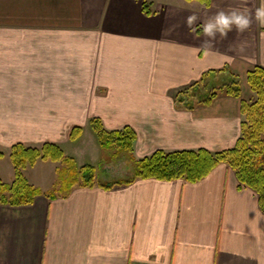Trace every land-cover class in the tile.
<instances>
[{"label":"crops","instance_id":"obj_1","mask_svg":"<svg viewBox=\"0 0 264 264\" xmlns=\"http://www.w3.org/2000/svg\"><path fill=\"white\" fill-rule=\"evenodd\" d=\"M245 5L252 13L247 29L233 26L204 43L210 16ZM257 7L259 0H211L208 7L185 0H0V168L7 184L14 182L13 145L81 147L88 134L95 141L93 119L107 131H134L127 157L133 166L156 151L234 148L241 102L252 98L246 73L264 68ZM193 13L195 31L187 24ZM232 77L240 98L197 105L214 88L205 87ZM197 84L202 88L181 103L185 88ZM74 127L83 129L78 142L69 141ZM95 143L102 159L108 150ZM78 151L71 152L75 160ZM85 160L96 169V186L49 200L51 189L28 181L43 193L34 204L0 207V264H264L258 196L225 164L196 183L136 180L107 191L100 186L127 179H111L118 172L107 165L110 179L100 182L99 162ZM37 167L44 186L58 169L50 161Z\"/></svg>","mask_w":264,"mask_h":264},{"label":"trees","instance_id":"obj_2","mask_svg":"<svg viewBox=\"0 0 264 264\" xmlns=\"http://www.w3.org/2000/svg\"><path fill=\"white\" fill-rule=\"evenodd\" d=\"M187 3L196 2L208 7L211 0H185ZM147 1L142 3V10L147 16L152 15ZM246 83L252 98L242 101L240 111L243 116L241 124V137L236 141L235 147L223 152H209L204 149L198 151H156L149 157L133 161L134 173L127 180L110 182L100 187L105 190L128 186L136 180H158L161 182L183 180L186 183H196L206 178L212 170L219 165H226L234 171L241 186L250 188L258 196L260 210L264 212V68L256 66L246 73ZM203 81V80H202ZM202 86L197 84L185 88L179 101H191L188 91H197ZM241 90L236 77L218 88H213L205 97L196 99L197 105H209L214 99L221 96L240 98ZM190 108V107H189ZM89 128L101 150L113 149L119 152L132 153L136 134L130 127L116 132L107 131L98 119L89 123ZM69 136L70 142H78L83 129L74 127ZM12 167H14V182L7 184L0 180V207H27L34 204L42 191L29 184L24 178L23 171L33 167L37 162H52L57 164L58 184L56 190L45 194L46 198L68 195L73 187L92 188L96 186V169L86 163L82 167L77 165L74 157H67L62 147L47 143L41 147L31 148L22 144L13 145L8 154ZM4 155L0 152V160Z\"/></svg>","mask_w":264,"mask_h":264},{"label":"rangeland","instance_id":"obj_3","mask_svg":"<svg viewBox=\"0 0 264 264\" xmlns=\"http://www.w3.org/2000/svg\"><path fill=\"white\" fill-rule=\"evenodd\" d=\"M221 79H216L214 81V83L209 84V87H205V91L207 92L209 88H217L218 86H220ZM89 135V134H88ZM86 135L83 138V143L82 146L79 147H73V146H68V147H63V151L65 154H67L68 156H72L71 152L74 151V153L78 151L79 154H76L77 159L76 163L77 165H79V167H82L83 165H85V158L86 157H90V161L92 163L94 162H99V164L97 163L96 168H99V171H97V176H98V181L100 182H107L109 181L108 179H110V176H108L109 174H107V171L104 170L105 166H109V168H113L115 169L118 174H117V178H115L114 176H112L113 178L111 179H128L131 178V176L134 173V166L132 165V162H128V155L126 153L123 152H119L117 155L114 156V154H116V151L113 149H110L106 152H103L102 154V159H100V155L97 152V145L95 143V141H93L91 135L88 136ZM93 142V144H92ZM72 150V151H71ZM71 151V152H70ZM96 151V152H95ZM100 159V160H99ZM102 162V164H101ZM4 163V162H1ZM0 163V164H1ZM132 163V164H131ZM111 164V165H110ZM2 165V164H1ZM49 163L47 164H43L41 166L48 168L49 167ZM111 166V167H110ZM41 167H37L35 170L30 168H27L24 171V176L26 177V179H28V181L30 183H39L40 186L47 188V189H51L50 191L56 190V188L58 187V177L57 174H54V176L52 174H50V179L49 181L46 183L47 185L44 186L43 184V179L41 178ZM109 177V178H108ZM6 175H5V168L4 166H1L0 168V179L3 180L5 183H7L8 181L6 180Z\"/></svg>","mask_w":264,"mask_h":264},{"label":"clouds","instance_id":"obj_4","mask_svg":"<svg viewBox=\"0 0 264 264\" xmlns=\"http://www.w3.org/2000/svg\"><path fill=\"white\" fill-rule=\"evenodd\" d=\"M255 18L261 24H264V0H259V7L255 9ZM197 19L198 17L195 13L187 18V24L191 31H195L193 25H195ZM251 22L252 13L247 5H245L243 10L234 7L230 8L228 11L223 9L218 10L203 23V33L211 38L204 43L206 45L212 44L217 33H219L221 37H226L233 26H235L238 31L242 32L250 26Z\"/></svg>","mask_w":264,"mask_h":264}]
</instances>
